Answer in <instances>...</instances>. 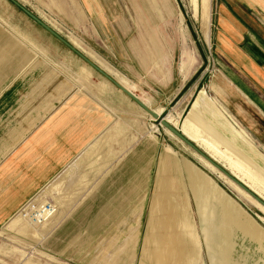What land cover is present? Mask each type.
<instances>
[{
  "label": "rangeland",
  "instance_id": "1",
  "mask_svg": "<svg viewBox=\"0 0 264 264\" xmlns=\"http://www.w3.org/2000/svg\"><path fill=\"white\" fill-rule=\"evenodd\" d=\"M17 1L126 77L133 93L149 100L150 110L161 109L160 118L176 120L175 128L205 94L264 155L259 102L247 97L253 91L231 73V62L219 50L217 0H211L209 46L188 0ZM249 11L264 16V6ZM85 67L91 72L84 79L89 89L79 80ZM191 73L188 86L180 90L181 80ZM105 81L10 2L0 0V189L5 173L31 170L36 145V153L42 148L45 153L56 137L70 152L42 188L0 221V264H152L143 256L144 237L166 147L174 153L173 162L186 159L209 176L264 234V214L202 166L193 150L167 135L158 120L111 87L100 93L91 89ZM137 173L148 175L147 198L142 210L136 205L134 211L135 206L122 202L124 184ZM173 177L179 192L172 196H179L177 204L184 203L185 213L177 229L198 251L185 264H220L213 240L225 230L214 228L215 213L201 218L184 172L165 173V180ZM226 232L231 260L264 264V250L256 243L234 226Z\"/></svg>",
  "mask_w": 264,
  "mask_h": 264
},
{
  "label": "crops",
  "instance_id": "2",
  "mask_svg": "<svg viewBox=\"0 0 264 264\" xmlns=\"http://www.w3.org/2000/svg\"><path fill=\"white\" fill-rule=\"evenodd\" d=\"M215 5L216 40L219 43V50L225 55L226 60L231 62L232 66L229 65L232 70L231 73L254 92H248L247 97L259 102L260 111L257 116L255 113L252 115L259 119L257 125L261 126L259 130L264 133V16L259 19L249 11L255 5L264 6V0H217ZM193 74L191 73L185 81L181 80L180 90H184L183 88L188 86L189 79ZM198 82L196 81L194 84L198 85ZM242 86L244 88V85ZM226 87L228 86L226 85ZM225 89L227 90V88ZM231 91H233L232 88ZM241 99V97H237L240 104H243ZM244 105L248 107L247 104L244 103ZM231 106L235 108L232 104ZM53 141L54 145L46 149L45 153L43 148V153H36L38 146L34 147V153L37 154L38 158L29 170L30 173L26 171L25 174L20 173L22 175H18L10 171L1 178L3 184L2 189H0L1 222L13 216L27 200L42 188L41 186L49 180L50 176L63 164L65 157L70 154L62 141L56 140V137ZM167 149L170 148L164 149L165 157L161 155L159 160L157 192L153 199L152 195L150 198L151 207H149L147 232L144 237L143 256L147 257L152 264H185L189 258L198 256L194 242L183 238L177 229L180 217L184 218L185 216L184 203L181 201L177 204L179 196L177 199L172 196L173 191L179 192L177 183L174 181V177L170 181L165 180V173L176 175L180 170L186 176L193 198L199 207L201 218H207V213H215L216 216L211 217L217 220L214 228L225 230L219 232L220 236L213 240L215 243L214 251H218L222 259L220 264H240L230 258L231 248L228 246L229 237L226 232L230 226L238 228L242 235L256 243L259 250H264L263 230L255 221L196 166L186 159L173 162L174 153H167ZM147 176V174L137 173L131 177L129 184H124L126 192L123 193L125 199L122 206H135L132 209L136 211L139 205L140 210H142L143 203L147 198ZM172 206L175 208L173 213L171 211ZM132 209H130L131 212ZM259 232L261 233L260 240L257 239ZM263 262L264 259L261 263Z\"/></svg>",
  "mask_w": 264,
  "mask_h": 264
},
{
  "label": "bare ground",
  "instance_id": "3",
  "mask_svg": "<svg viewBox=\"0 0 264 264\" xmlns=\"http://www.w3.org/2000/svg\"><path fill=\"white\" fill-rule=\"evenodd\" d=\"M188 1L192 5L194 15L195 16L199 15L200 17L201 36L204 42L207 45H209L211 0H188ZM41 20L45 24H47L49 27H51L53 30L56 31L53 25H51L48 22H45L43 19ZM65 39L72 46L77 48L84 56H86L88 59L94 62L97 66H99L105 73L111 76L116 82L121 84L123 87L127 88L132 93L134 92L135 90L134 85L126 77H124L122 74L116 71L113 67H111V65L107 64V62L97 57V55H95L92 52V50L81 48L80 43L74 37H66ZM35 48L39 50V48H42V47L35 46ZM183 59H185L184 56H183ZM179 62H180V68L183 69L184 65L181 64V61ZM87 75H91V72L89 71L87 67H85L84 73L79 80L82 81L81 83L84 84L86 88H88V86H87L86 81H84V79ZM100 85L98 87H93L91 89L94 92L100 93V91L101 92L105 91L104 90L105 87L106 89L107 87H111L117 92L121 93L115 86H113L107 80L105 81V83H100ZM139 99L148 107V104H149L148 99H144V98H139ZM137 107L139 108V106ZM161 111H162L161 109L153 110V112L157 113L158 115L161 114ZM144 114H146L150 119H152L146 112H144ZM177 115L179 116V113H177ZM228 117H229L228 114H226L224 110H220L215 105V103L212 101L211 98L207 97L205 94H202L193 104L192 108L189 110L186 116L183 118L177 130H179L189 141L195 144L200 150L205 152L212 160H214L215 162L223 166V168L227 172H229L231 176L237 179L241 184H243L253 194H255L256 196L261 198V200L264 201V155H262L255 148V145L250 141V139L244 132L234 128L233 126L234 124L230 122ZM165 121L173 127L176 126L175 125L176 120H171V117H166ZM158 123H159V120H158ZM164 130L167 133V135L175 139L179 144L182 143L175 136H173L168 130L166 129ZM237 143H239V146L237 145ZM183 147H187V146H183ZM166 152L172 154V152L168 149L166 150ZM192 154L195 156L197 161L202 166L208 169L211 173L216 174V176L219 179H221L228 187H230V189H232L236 194L242 197L246 202H248L250 205L256 208L259 212L264 214V208L260 206L251 196H249L247 193L241 190L233 182L228 180L223 174L217 171L213 166H211L207 161L201 158L198 154H196L195 152H193ZM163 155L165 157V152ZM58 179L59 177H56V178H53L52 181L56 182L58 181ZM16 216H18V214ZM19 219L20 218H18V220ZM260 234H261L260 232L257 233L258 240H260V236H261Z\"/></svg>",
  "mask_w": 264,
  "mask_h": 264
},
{
  "label": "water",
  "instance_id": "4",
  "mask_svg": "<svg viewBox=\"0 0 264 264\" xmlns=\"http://www.w3.org/2000/svg\"><path fill=\"white\" fill-rule=\"evenodd\" d=\"M13 6H15L18 10H20L27 18L41 27L45 32L55 38L59 43H61L64 47H66L69 51H71L74 55H76L80 60L86 63L90 68H92L95 72L101 75L104 79L110 82L113 86H115L122 94L128 97L131 101H133L139 108H141L144 112H146L153 120H159V125L168 130L173 136H175L179 141H181L185 146L193 150L196 154H198L201 158L207 161L211 166H213L217 171L223 174L228 180L237 185L241 190L251 196L260 206L264 208V201L261 200L258 196L253 194L249 189H247L243 184H241L237 179H235L229 172H227L223 166L219 165L217 162L212 160L205 152L200 150L195 144L189 141L177 128L168 124L164 118H160L159 115L153 111H151L136 95H134L127 88L123 87L121 84L116 82L111 76L105 73L99 66H97L94 62L84 56L77 48L72 46L63 36H61L58 32L53 30L47 24H45L38 16H36L33 12H31L28 8H26L23 4H21L17 0H7Z\"/></svg>",
  "mask_w": 264,
  "mask_h": 264
}]
</instances>
